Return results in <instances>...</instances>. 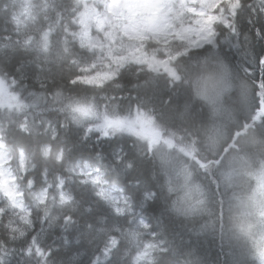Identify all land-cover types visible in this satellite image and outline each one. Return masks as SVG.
<instances>
[{
  "label": "snow or ice",
  "instance_id": "6c2138e0",
  "mask_svg": "<svg viewBox=\"0 0 264 264\" xmlns=\"http://www.w3.org/2000/svg\"><path fill=\"white\" fill-rule=\"evenodd\" d=\"M204 2V17H214L205 32L174 41L150 63H121L76 38L72 0H54L51 13L23 29L19 0H0V97L19 105L10 111L0 103L12 128L0 134V148L9 140L15 147L0 151V264L82 260L86 249L64 259L44 242L46 230L56 229L65 253L87 244L93 230L103 237L87 264H185L187 257L192 264H264L223 240L210 259L175 230V197L156 162L153 134L161 125L206 117L184 87L194 61L226 64L252 85L253 113L264 106V0ZM81 216L89 217L83 231Z\"/></svg>",
  "mask_w": 264,
  "mask_h": 264
},
{
  "label": "trees",
  "instance_id": "16d2710c",
  "mask_svg": "<svg viewBox=\"0 0 264 264\" xmlns=\"http://www.w3.org/2000/svg\"><path fill=\"white\" fill-rule=\"evenodd\" d=\"M53 27L60 29L56 23ZM252 39L255 41L254 35ZM3 43L0 41V45ZM38 46L39 42L33 45L37 49ZM55 51L59 53V48ZM177 67L185 74L182 65ZM184 87L188 90L191 100L200 106L197 112L206 113V117L204 120L196 121L189 119L176 128L161 125V135L170 136L175 141L172 152L166 153L173 154L171 159L173 165H178V177L181 169L185 167L188 171L187 176L191 175L189 181L193 184L199 183L203 187L206 201L200 210H188V205L181 199L182 191L181 194L180 191L175 192L170 185V167L159 156V152L165 150L164 146H155L156 162L164 174L165 186L175 197L172 210L180 217L171 222L172 227L181 231L185 239L191 238L193 244H198L205 255L210 252V259L215 258L216 243L220 240L234 245L253 258L252 244L237 231L239 214L234 198L242 197L243 188L242 186L234 188L227 184L223 173L236 161H239L241 166L246 165L253 169L264 166V123H261L264 121V106L253 113L252 85L243 77L234 76L231 69L222 62L194 61L190 71L186 73ZM9 98L11 99L9 110H19V105ZM162 102L161 96L160 103ZM10 125L11 121L8 118H0V133L10 136L12 133ZM5 143L11 149L10 154L14 153L15 147L11 141ZM186 150L192 155H187ZM54 162L53 156L47 160L49 165H53ZM87 219L88 216L80 217L79 231H83V224ZM188 229H191V233ZM37 231L39 233V226ZM46 231L48 234L44 237V242L52 245L54 249H60L55 253L57 257L67 259L68 254L74 252L78 255L81 250L86 249L87 255L82 260L74 257L72 264H87L89 257L98 250L103 241V237H97L93 230L87 234L90 238L87 244L73 243L69 253H65L59 229ZM76 231L74 229L69 236H75ZM192 261V257H187L185 264H192Z\"/></svg>",
  "mask_w": 264,
  "mask_h": 264
},
{
  "label": "rangeland",
  "instance_id": "374dc122",
  "mask_svg": "<svg viewBox=\"0 0 264 264\" xmlns=\"http://www.w3.org/2000/svg\"><path fill=\"white\" fill-rule=\"evenodd\" d=\"M72 3L78 9L76 21L80 26L76 38L85 47L103 51L121 63L133 60L150 63L157 51L170 46L174 49L178 46L174 41L189 40L194 34L198 36L210 28L214 19L211 15L204 17L207 11L204 0H72ZM19 4L17 18L23 29L25 24H32L35 17L51 13L54 1L19 0ZM56 25L60 27L58 22ZM0 102L11 105L9 97H0ZM174 142L161 132L153 134V147L165 148L159 156L170 167L171 187L180 194L182 191L181 199L189 211L200 210L206 201L205 191L199 183L189 181L191 175L187 176L185 167L178 177V165H173L171 159L173 154L166 153L172 152ZM0 151L9 155L11 149L5 143ZM186 154L192 155L188 150ZM223 175L227 184L243 188L242 197L234 198L239 214L238 234L252 244L254 259L264 258V166L253 169L236 161ZM151 251L158 252L157 249Z\"/></svg>",
  "mask_w": 264,
  "mask_h": 264
}]
</instances>
